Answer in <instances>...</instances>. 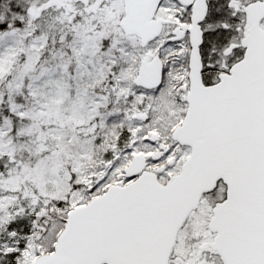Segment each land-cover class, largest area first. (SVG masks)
<instances>
[{"label":"snow or ice","instance_id":"1","mask_svg":"<svg viewBox=\"0 0 264 264\" xmlns=\"http://www.w3.org/2000/svg\"><path fill=\"white\" fill-rule=\"evenodd\" d=\"M0 264H264V0H0Z\"/></svg>","mask_w":264,"mask_h":264}]
</instances>
